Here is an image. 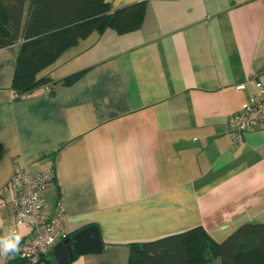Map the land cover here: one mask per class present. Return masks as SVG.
Wrapping results in <instances>:
<instances>
[{
	"label": "crops",
	"instance_id": "crops-1",
	"mask_svg": "<svg viewBox=\"0 0 264 264\" xmlns=\"http://www.w3.org/2000/svg\"><path fill=\"white\" fill-rule=\"evenodd\" d=\"M106 1H143L140 27L80 39L27 94L11 89L20 42L0 48V189L16 169L54 170L45 211L59 200L68 238L94 226L102 247L67 264H127L132 243L196 227L221 242L263 223L264 123L232 146L227 121L264 89V0ZM12 230L0 207V237Z\"/></svg>",
	"mask_w": 264,
	"mask_h": 264
},
{
	"label": "trees",
	"instance_id": "trees-1",
	"mask_svg": "<svg viewBox=\"0 0 264 264\" xmlns=\"http://www.w3.org/2000/svg\"><path fill=\"white\" fill-rule=\"evenodd\" d=\"M0 0V48L20 42L11 89L16 97L47 82L38 72L92 32L111 28L118 34L140 27L143 1L112 10L106 0ZM25 13V20L22 22ZM80 72L63 79L73 83ZM264 264V222L244 223L223 241L201 227L129 245L127 264ZM16 258L7 264H23Z\"/></svg>",
	"mask_w": 264,
	"mask_h": 264
},
{
	"label": "built area",
	"instance_id": "built-area-1",
	"mask_svg": "<svg viewBox=\"0 0 264 264\" xmlns=\"http://www.w3.org/2000/svg\"><path fill=\"white\" fill-rule=\"evenodd\" d=\"M243 84L236 89H242ZM43 93L49 95L51 88L43 87ZM264 123V89L252 91L247 101L233 113L227 121V135L232 146L243 141L245 131ZM55 182L52 168L36 173L28 172L24 167L16 169L6 184L0 189V207L10 215L13 232L17 227L26 230L20 242V251L16 256L27 264H40L52 247L67 239L65 223L67 215L57 200L51 212L45 211L44 192Z\"/></svg>",
	"mask_w": 264,
	"mask_h": 264
},
{
	"label": "water",
	"instance_id": "water-1",
	"mask_svg": "<svg viewBox=\"0 0 264 264\" xmlns=\"http://www.w3.org/2000/svg\"><path fill=\"white\" fill-rule=\"evenodd\" d=\"M101 243L94 226H86L71 237L57 242L49 255L54 264H67L76 254L100 251Z\"/></svg>",
	"mask_w": 264,
	"mask_h": 264
},
{
	"label": "clouds",
	"instance_id": "clouds-1",
	"mask_svg": "<svg viewBox=\"0 0 264 264\" xmlns=\"http://www.w3.org/2000/svg\"><path fill=\"white\" fill-rule=\"evenodd\" d=\"M21 240L22 235L15 232L0 237V255L8 256L19 253Z\"/></svg>",
	"mask_w": 264,
	"mask_h": 264
},
{
	"label": "rangeland",
	"instance_id": "rangeland-1",
	"mask_svg": "<svg viewBox=\"0 0 264 264\" xmlns=\"http://www.w3.org/2000/svg\"><path fill=\"white\" fill-rule=\"evenodd\" d=\"M207 264H220L219 259L218 258H212L210 263Z\"/></svg>",
	"mask_w": 264,
	"mask_h": 264
}]
</instances>
